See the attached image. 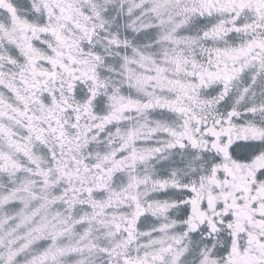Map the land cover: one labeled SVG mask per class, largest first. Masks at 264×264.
Instances as JSON below:
<instances>
[{"label": "snow or ice", "instance_id": "6c2138e0", "mask_svg": "<svg viewBox=\"0 0 264 264\" xmlns=\"http://www.w3.org/2000/svg\"><path fill=\"white\" fill-rule=\"evenodd\" d=\"M0 264H264V0H0Z\"/></svg>", "mask_w": 264, "mask_h": 264}]
</instances>
